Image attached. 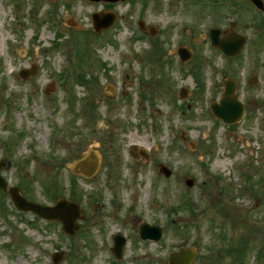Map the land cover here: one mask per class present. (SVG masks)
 <instances>
[{
  "label": "rangeland",
  "instance_id": "374dc122",
  "mask_svg": "<svg viewBox=\"0 0 264 264\" xmlns=\"http://www.w3.org/2000/svg\"><path fill=\"white\" fill-rule=\"evenodd\" d=\"M233 8L0 0V175L30 201L65 197L83 213L69 238L58 223L14 211L0 196V264H52L55 251L58 264H167L179 248L194 251L190 264H264V27L254 10ZM103 11L117 19L96 35L91 14ZM138 21L157 34L138 38ZM231 23L247 41L226 62L207 34ZM178 47L190 48L189 61L178 64ZM253 74L258 82L248 86ZM227 77L245 105L232 126L209 110ZM131 146L149 161L133 162ZM89 150L100 156L99 170L72 177L70 164ZM157 164L172 176L165 179ZM144 222L161 228L158 242H139ZM117 234L126 240L120 261L110 252Z\"/></svg>",
  "mask_w": 264,
  "mask_h": 264
},
{
  "label": "water",
  "instance_id": "95a60500",
  "mask_svg": "<svg viewBox=\"0 0 264 264\" xmlns=\"http://www.w3.org/2000/svg\"><path fill=\"white\" fill-rule=\"evenodd\" d=\"M92 1H101V0H92ZM106 2H117V1H125V0H102ZM252 4H254L260 11L264 13V4L262 0H249ZM93 26L97 33H99L103 29H107L114 22V17L106 16L101 18L100 15L94 14L92 16ZM219 32L217 30H212L210 32L212 45L219 48L224 54L228 56L236 55L244 44V39L240 36L230 34L226 35L224 38H218ZM180 55L182 59H187L188 54L184 53L180 50ZM29 72L21 71L20 77L25 78ZM224 93L220 100V104H213L211 106L212 113L219 119L223 120L228 124L235 123L238 121L243 114V106L240 102L237 101L236 97L233 94L235 85L230 81H225L224 83ZM4 167L3 163H0V169ZM163 172L166 176L170 175L169 171L163 169ZM188 185L190 182H187ZM6 183L0 177V190L5 189ZM8 193L11 197V200L15 207L18 210H22L24 212H32L36 214L39 218H43L47 221H58L62 225L64 231L70 235H73L74 232L78 229V225L75 224V221L80 219L81 212L79 207L70 201L60 199L54 206H41L32 202H28L25 198L20 196L18 190L16 188H12L8 190ZM141 237L146 239H155L158 240L160 238V230L156 227H150L144 225L140 229ZM124 245V240L120 238L115 239V246L112 249L113 254L117 259L121 257L122 248ZM194 256V252L183 251L181 250L178 253H173L168 258V264H190L192 257ZM53 263H58L61 261V254L55 253L53 255Z\"/></svg>",
  "mask_w": 264,
  "mask_h": 264
},
{
  "label": "flooded vegetation",
  "instance_id": "af4514ba",
  "mask_svg": "<svg viewBox=\"0 0 264 264\" xmlns=\"http://www.w3.org/2000/svg\"><path fill=\"white\" fill-rule=\"evenodd\" d=\"M147 31V30H146ZM180 47H178L177 48V50H176V52H175V56L178 58V60H179V63L178 64H180L181 62V58H180V54L178 53V49H179ZM184 48H186L188 51H190V48L189 47H184ZM191 52V51H190ZM237 87H238V84H237ZM137 154H140V150H139V152L137 153ZM140 161H143V162H148L149 160H145V159H143L142 157H138L136 160H134V162L136 163V162H140Z\"/></svg>",
  "mask_w": 264,
  "mask_h": 264
}]
</instances>
